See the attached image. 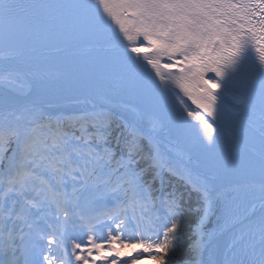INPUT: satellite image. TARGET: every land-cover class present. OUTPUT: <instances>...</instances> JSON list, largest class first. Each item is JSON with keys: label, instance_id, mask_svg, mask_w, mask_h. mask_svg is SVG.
<instances>
[{"label": "snow or ice", "instance_id": "6c2138e0", "mask_svg": "<svg viewBox=\"0 0 264 264\" xmlns=\"http://www.w3.org/2000/svg\"><path fill=\"white\" fill-rule=\"evenodd\" d=\"M145 258L264 264V0H0V264Z\"/></svg>", "mask_w": 264, "mask_h": 264}, {"label": "rangeland", "instance_id": "374dc122", "mask_svg": "<svg viewBox=\"0 0 264 264\" xmlns=\"http://www.w3.org/2000/svg\"><path fill=\"white\" fill-rule=\"evenodd\" d=\"M141 264H153V262L150 259L145 258L141 261Z\"/></svg>", "mask_w": 264, "mask_h": 264}, {"label": "bare ground", "instance_id": "6f19581e", "mask_svg": "<svg viewBox=\"0 0 264 264\" xmlns=\"http://www.w3.org/2000/svg\"><path fill=\"white\" fill-rule=\"evenodd\" d=\"M139 251V250H138ZM124 259H128L127 257H125Z\"/></svg>", "mask_w": 264, "mask_h": 264}]
</instances>
